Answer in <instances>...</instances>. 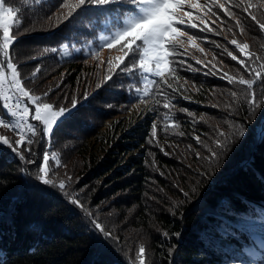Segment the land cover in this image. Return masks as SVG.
I'll return each instance as SVG.
<instances>
[{"label":"trees","instance_id":"obj_1","mask_svg":"<svg viewBox=\"0 0 264 264\" xmlns=\"http://www.w3.org/2000/svg\"><path fill=\"white\" fill-rule=\"evenodd\" d=\"M7 4L19 9L20 23L13 28L17 40L10 51L25 86L37 95L50 93L45 102L68 108L72 107L69 97L80 100L85 92L89 95L85 107L78 105L71 119L54 128L50 143L41 133L35 137L31 154L21 146L35 164L0 147V264H139L141 245L145 264H239L247 260L241 250L264 241V230L252 224H264L260 218L264 214V105L251 111L241 99L238 111H227L226 104L235 106L230 93L239 89L220 75L205 73L226 71L249 78L244 67L217 45L242 56L229 43L235 38L247 42L250 52L264 55V33L239 10L243 33L226 14L223 27L217 21L214 32L192 30L190 35L198 37L196 43L204 52L189 46L178 57L183 63L171 65L175 74L169 71L166 77L194 99H177V92L173 93L174 107L169 111L162 107L164 101L157 107L155 99L146 98L153 104L146 119L124 130L110 150L97 154L90 151V145L104 123L143 101L136 99L134 89L143 87L136 77L113 75L104 83L107 61L119 54L115 49H100L98 59L95 53L88 55L89 46L98 48L100 37L116 26L114 13L85 14L56 27L47 19L50 5L46 2L7 0ZM38 67L41 71L30 79ZM262 87L259 82L255 86L258 96ZM166 111L175 121H168L167 131L162 119ZM0 116L11 120L2 103ZM153 122L157 124L155 137H151ZM229 122L243 124L245 135L235 138L218 164H209L205 145L212 144L217 126L231 138ZM0 135L10 140L17 137L2 126ZM44 151L56 152L65 165L50 178L71 176L67 191L84 203L92 217L58 190L35 180ZM196 152L203 158H197ZM205 172L207 177L201 175ZM181 189L189 193L187 198ZM101 205L107 207L106 212L113 209L110 217L97 219L91 211ZM96 219L112 233L110 247L98 240ZM202 234L219 245L207 246Z\"/></svg>","mask_w":264,"mask_h":264},{"label":"snow or ice","instance_id":"obj_2","mask_svg":"<svg viewBox=\"0 0 264 264\" xmlns=\"http://www.w3.org/2000/svg\"><path fill=\"white\" fill-rule=\"evenodd\" d=\"M37 2H46L50 5V15L47 19L51 25L56 27L85 14L114 13L117 22L114 30L100 37L98 48L93 49L90 45L88 55L95 53L98 59L100 49L104 47L110 50L115 49L119 54L107 61L108 69L104 83L112 80L113 75L117 78L120 76L136 77L143 85V87L134 89L136 99L146 102V98L152 97L157 107L161 106L160 101L162 100L164 101L162 107L169 111L174 107L173 93L179 92V88H173V85L167 82L166 73L171 71L173 75L175 74L176 68L171 65L183 63V60L178 57L187 53L189 46L192 49H198L201 53L204 52V49L196 43L198 37L190 35L192 30L197 29L204 33L214 32L213 25L219 21L218 26L223 27L225 21L222 17L226 14L243 33L242 21L236 11L239 10L264 33V19L261 18L264 17V0H37ZM18 12L19 9L9 6L7 0H0V103L11 118L9 121L0 116V126L5 129L10 128L18 137L10 140L7 136L0 135V147L6 146L19 160L27 164H35L34 160L26 158L21 146L31 154V146L34 144L35 137L42 133L43 138L50 139L54 128H58L75 115L78 105L79 107L86 106L85 102L89 94L85 92L80 100L76 96L69 97L67 102L72 107L68 108L45 102V97L50 93H45L43 96L37 95L25 86L18 65L13 62L10 51L17 40L13 28L18 27L20 23L17 18ZM216 34L221 35L222 33L217 32ZM229 43L235 45L243 55H233L224 45H217V47L223 48L233 61H238L239 65H242L245 72L249 74V78H245L240 73L230 75L226 71L205 74L220 75L230 85L239 89V91L230 93L235 106L226 104L224 107L227 111H238L241 99L249 110L255 111L264 105V87L261 88L259 96L255 90L258 82L264 85V55L250 52L247 42H240L233 38ZM51 51L55 52L57 49H51ZM198 63L205 67L208 66L203 60H199ZM191 70L197 71L195 68ZM40 71L38 67L30 79H35ZM59 87L58 84L57 88ZM101 87L102 84L98 83L97 88ZM54 91L55 89L50 90V92ZM182 98L189 99L187 96ZM212 106L219 107V105ZM180 111L194 117L188 109ZM162 119L165 121L164 128L167 131L168 121H173V117L166 111ZM200 119L204 120V117L201 116ZM173 123L175 124V121ZM228 126L233 129L231 138L228 132L217 126L212 144L205 145L208 150L209 164H218L221 155L235 143V138L245 135L243 124L237 125L229 122ZM156 134L157 124L153 122L151 137H155ZM195 139L200 141L199 136ZM148 142L153 143L151 139ZM195 155L197 158H203L199 152ZM53 164L55 167H52ZM61 166L65 165H62L61 157L56 152L50 155L49 151H44L42 164L36 165L35 180L48 189L58 190L69 199L71 204L81 209L85 215L92 217V212L85 208L84 203L67 191V185L72 181L71 176L66 175L64 179L58 176L50 178V174H54L56 168ZM21 171L25 170L21 169ZM201 175L207 177L208 173H201ZM180 191L186 198L189 196V193L184 192L183 189ZM192 191L194 192L195 189ZM260 218L264 219V214H261ZM93 224L101 245L110 247L108 242L113 239L112 233L97 221H93ZM176 235L179 236V233ZM221 235L226 236L227 233L222 232ZM202 239L205 240L207 246L219 245L218 241L209 239L203 234ZM241 255L247 256V260H241L239 264H264V241L258 242V247H245L241 250ZM137 256L139 264H145L143 245L139 247Z\"/></svg>","mask_w":264,"mask_h":264},{"label":"rangeland","instance_id":"obj_3","mask_svg":"<svg viewBox=\"0 0 264 264\" xmlns=\"http://www.w3.org/2000/svg\"><path fill=\"white\" fill-rule=\"evenodd\" d=\"M112 30H114V27L109 30V34ZM166 79H167V77H166ZM167 82L169 84L173 85V88L177 87L174 82L169 80V78L167 79ZM183 96H187V97H189V99H183L182 98ZM191 96L192 95L184 94L180 91L177 92V99H183L186 101L193 100L194 98ZM189 102H191V101H189ZM152 109H153L152 101L151 102H149V101L145 102V100H143V101L139 102L137 105L130 108L126 113L118 114L112 118H109L104 123V125L102 126L101 133H99L96 136V138L93 139V142L90 145V151L93 153L98 151L97 154H102L104 152V150L106 152L108 150H110L112 148L111 145L116 141V139L119 137V135H121L123 133L124 130H127L130 126H136L139 122L144 121V119H146L148 114L150 112H152ZM115 123L117 124V126L115 125ZM195 123H198V119L195 120ZM263 124H264V122H263ZM263 131H264V129H263ZM15 138H18V137H15ZM46 140L50 143L52 139L47 138ZM34 151H35V157L38 158V156H39V154L37 153L38 148H36ZM132 154L138 155V152H134ZM53 167H55L54 164H53ZM82 177H83V175H81L79 177V180ZM75 180H76V178H75ZM169 203L171 204L172 200H169ZM106 210H107V207H103V205H101L99 207H93L91 209V211L96 213V217H98L97 219H99V218L104 219L106 217H110L112 215V213L114 212L113 209L110 211L108 210V212H106ZM97 219H96V221H97ZM251 222H254V221H251ZM252 224L255 225L256 228H258V229L261 228L264 230V224L260 225L261 223H259V222H254Z\"/></svg>","mask_w":264,"mask_h":264}]
</instances>
